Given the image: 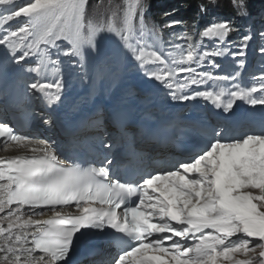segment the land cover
I'll use <instances>...</instances> for the list:
<instances>
[{
  "label": "snow or ice",
  "instance_id": "obj_1",
  "mask_svg": "<svg viewBox=\"0 0 264 264\" xmlns=\"http://www.w3.org/2000/svg\"><path fill=\"white\" fill-rule=\"evenodd\" d=\"M230 3L238 16L247 17L246 0ZM217 4H200V13ZM87 8L88 0H0V66L37 60L24 69L37 77L26 83V94H39L48 106L60 102L67 59L84 81L90 80L89 70L103 79L122 63L162 85L173 101L203 100L227 115L238 101L264 106V73L242 86L235 82L240 72L212 71L220 68L215 58L227 55L240 69L246 65L254 36L248 32L233 44L228 37L239 29L230 20L213 18L196 42L187 31L173 34L179 43L170 42L169 48L179 49L177 58L145 37L159 39L164 28L183 22L149 27L146 0H125L106 23L88 19ZM14 22L20 26L11 28ZM105 33L115 38V64L94 63ZM258 36L264 41V30ZM204 38L213 42L211 48ZM258 51L264 57V44ZM156 64L158 69L150 67ZM205 65L210 70H200ZM49 71L53 79L46 78ZM210 83L214 87H206ZM208 135V146L191 160L126 180L112 159L98 165L69 160L54 144L18 134L0 121V143L26 150L0 157V264H69L89 232L117 244L115 254L97 264H264V131L229 139L228 129L217 125Z\"/></svg>",
  "mask_w": 264,
  "mask_h": 264
},
{
  "label": "bare ground",
  "instance_id": "obj_2",
  "mask_svg": "<svg viewBox=\"0 0 264 264\" xmlns=\"http://www.w3.org/2000/svg\"><path fill=\"white\" fill-rule=\"evenodd\" d=\"M144 80H148L145 76L142 77ZM141 78V79H142ZM135 79V80H134ZM132 81H130L129 83L131 85H133L134 83H138V89L143 81V79L141 80L140 78H134ZM159 85V84H158ZM162 86V85H161ZM130 85L126 84L125 85V89H129ZM158 91L157 93L152 94H140L141 99L139 100H135L132 97H127L126 100L123 99L121 93H117V95L113 96L112 99H110L109 101H100L98 99V101H92V99H90L89 101H87L84 104L82 108L86 109L88 108H92V106H98V107H102V110L105 114L110 113L113 109L119 110L121 109L119 112H128V113H134V114H138V115H144L147 112H152L150 109H159V107H161V105L158 103L159 100H164L166 102L165 106H170V105H177V109H180V107L184 104L179 102V101H173L169 95H163L160 86L157 87ZM137 89V88H136ZM72 95L74 96L75 93H72ZM65 97L62 98L61 103H65L66 106H68V100L64 99ZM76 98V96H75ZM73 100V99H72ZM239 102L242 101H238L237 104H240ZM87 105V106H86ZM248 106L247 104H245L244 102H242V110H244L246 113L244 115L245 120L249 121L252 125L251 127H253L254 129H252L253 131H258V130H262L264 129V118L262 119V115H260L259 113V109L257 106L255 107H251L250 110H248ZM106 109V110H105ZM66 110L69 112L70 108L67 107ZM91 110L85 111L84 113L82 111L79 110V112H77V116L80 113V116L75 117L72 113H69L68 116L72 117L73 119V127H78V129L80 130V132H78V134L74 135L72 138L68 139L65 135L59 134V141L63 142V146L60 148H58L59 152L61 153V155H63L65 153V151H67L68 146L70 145H75L78 147H85V149L91 154V155H98V156H102L104 155V151L106 154H110L111 155V159L113 161H115L116 159H118V156H126L128 153L130 152H140L141 150L139 148H137V146L139 145L138 139L136 140V145L135 142L132 141V139L130 137H128V133H126L125 135L121 136L120 135H116L115 134V139H117V144H115L111 150H108L106 148H104V150H102V144H107L105 142H103L102 139L98 138L97 136H99V134L97 133V131L99 130H95L93 129V127L90 125L92 122H94L93 120L89 119V114H90ZM157 112H161L160 110H157ZM20 118L21 121L25 124V126H22L23 130L22 133H27V129L29 128V124L31 122L34 121V119H31L28 115V117L26 115H23L22 113H20ZM264 116V115H263ZM99 123V121L97 122ZM224 124V123H223ZM222 124V125H223ZM97 126L99 124H96ZM34 127H38L36 125H33ZM99 127V126H98ZM224 127L226 129H229L227 126ZM82 129H85L81 132ZM233 129V130H231ZM230 131L228 132V134H230V139L233 137H237L238 132H233L234 131V127H231ZM67 131V130H66ZM101 131V130H99ZM96 133V134H94ZM227 138H229L227 136ZM51 143V142H49ZM112 144V142H110V145ZM100 150V152L98 154H96V150ZM98 150V151H99ZM17 154L19 155H24L26 154V150L18 148L14 145H4L2 143H0V157H6V158H10L13 156H16ZM144 154H148L147 152ZM124 158V157H123ZM46 218V217H45ZM5 222V226H6ZM29 231H31V229H29ZM105 251V250H104ZM35 255H40V253H36ZM105 259L107 260L109 257L104 256ZM97 260H99V258L94 259L91 256L85 257L82 256L81 258H77L76 260H74L73 263L71 264H97Z\"/></svg>",
  "mask_w": 264,
  "mask_h": 264
},
{
  "label": "rangeland",
  "instance_id": "obj_3",
  "mask_svg": "<svg viewBox=\"0 0 264 264\" xmlns=\"http://www.w3.org/2000/svg\"><path fill=\"white\" fill-rule=\"evenodd\" d=\"M246 2H247V7H248L249 2H251V0H246ZM119 4H121V6L123 7L125 4V0H99V3H98V0H88V8H87L88 17L87 18L92 20L94 23L95 22L106 23L107 18L111 14V12L113 10L121 8V7H118ZM222 4H226L225 7H232L230 0H218V4L214 8L220 7ZM247 12L249 13L248 8H247ZM19 26L20 24L18 22H14L10 25V27L13 29L18 28ZM145 39L150 41L156 50L163 53V51L161 50V46L159 45L157 39H153L151 35L146 36ZM203 43L209 48L213 46V42L208 40L207 38H205ZM251 44L252 45L249 44V47L247 49V56H246L247 59L246 60L248 61V64L246 63L243 69L231 68L230 72L225 71V64L220 61V58H215L216 62L220 64V68L212 69V71L217 75L219 74L235 75L236 72H240L241 75L237 78V81L235 82L240 83L242 86H249L250 84H252L253 83L252 78L254 76H259L261 73H264V57H262L258 51L259 46L261 44H264V41H260L259 36L256 35L255 42H252ZM168 52H171L172 55L178 58L179 49L165 51L164 53H168ZM117 62H118V57H117V48H116L115 38L105 33L104 38L99 41V52L94 55V63L96 64H103V63L115 64ZM63 67H64V74H65V82H66L65 88H68V86L73 85L76 82V80H78L80 75H78L77 72L69 66L67 59L64 60ZM150 67L158 69L160 65L156 64ZM120 68H121L120 71H117L112 76H108L103 79L96 76L95 73L89 70L90 80L95 81L97 82V84L102 86L103 81H105V79L107 78L108 83L110 82L112 84V86H109V87L107 86V89H109L108 95L113 96L119 92L121 94H124L125 97L126 96L134 97L135 95L137 97L136 92L138 89V86H137L138 83H134L133 85H131L129 82L137 77L141 79L145 75L143 74L142 71L134 67H131V66L124 67L122 63L120 64ZM200 70L207 71L210 69L208 68L207 65H205L204 68ZM244 77L248 80V82L243 80ZM217 83L220 85H223V82H217ZM124 84H129L130 85L129 89H125V88L120 89L121 88L120 86ZM223 86L231 87V84L223 85ZM206 87L212 88L214 86L210 83ZM162 91H164L165 94L168 93V90L165 89L163 86H162ZM103 129L104 128H102V130ZM240 132H242L240 137L247 133H251L249 129H241ZM237 258L243 259L244 257L238 256Z\"/></svg>",
  "mask_w": 264,
  "mask_h": 264
},
{
  "label": "trees",
  "instance_id": "obj_4",
  "mask_svg": "<svg viewBox=\"0 0 264 264\" xmlns=\"http://www.w3.org/2000/svg\"><path fill=\"white\" fill-rule=\"evenodd\" d=\"M146 2L149 5L146 16V23L149 27L153 23L164 25L168 20H179L183 22L175 28H164L158 34L164 50H174L169 48V43L175 44L179 43V41L176 40L173 34L180 35L184 31H187L193 36V42L200 41L202 39L199 35L200 30L212 22L213 18L230 20L239 29L228 37L235 45L240 43L242 35L251 32L255 36L257 31L260 29L264 30V0H251L249 2V6L247 7L249 9V15L246 19L238 16L233 7H225L226 4H222L216 8L209 6L208 12L201 14L199 5L202 3L207 4V0H146ZM164 13H168V15L165 16ZM200 50H203V48ZM231 51H238V48L232 47ZM225 57L231 60L233 59L230 55Z\"/></svg>",
  "mask_w": 264,
  "mask_h": 264
}]
</instances>
